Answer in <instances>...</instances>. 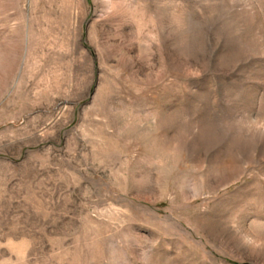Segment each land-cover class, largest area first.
I'll use <instances>...</instances> for the list:
<instances>
[{
    "label": "rangeland",
    "instance_id": "obj_1",
    "mask_svg": "<svg viewBox=\"0 0 264 264\" xmlns=\"http://www.w3.org/2000/svg\"><path fill=\"white\" fill-rule=\"evenodd\" d=\"M0 264H264V0H0Z\"/></svg>",
    "mask_w": 264,
    "mask_h": 264
}]
</instances>
